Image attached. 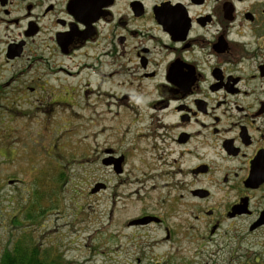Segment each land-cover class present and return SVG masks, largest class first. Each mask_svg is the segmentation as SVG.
<instances>
[{
  "label": "flooded vegetation",
  "instance_id": "obj_1",
  "mask_svg": "<svg viewBox=\"0 0 264 264\" xmlns=\"http://www.w3.org/2000/svg\"><path fill=\"white\" fill-rule=\"evenodd\" d=\"M127 50L128 60L112 62ZM59 57L77 69L57 65ZM6 65L14 69L5 81L0 72V95L35 93L30 83L86 67L102 77L87 93L104 95L105 78L134 76L122 99L138 93V105L154 112L147 137L165 166L166 196L162 212L127 223L162 230L132 235H200L187 264L204 252L215 264H264V244L254 249V235H264V0H0V69ZM104 155L119 187L126 156L111 147ZM177 205L185 216L172 227ZM144 217L152 219L131 224Z\"/></svg>",
  "mask_w": 264,
  "mask_h": 264
},
{
  "label": "rangeland",
  "instance_id": "obj_2",
  "mask_svg": "<svg viewBox=\"0 0 264 264\" xmlns=\"http://www.w3.org/2000/svg\"><path fill=\"white\" fill-rule=\"evenodd\" d=\"M129 57L127 50L126 59L112 62L124 63ZM56 63L77 69L74 61L62 57ZM13 69L12 65L0 69L3 81ZM132 78L131 74L105 78L98 87L109 93L99 94V88L87 93V84L96 85L102 77L86 67L79 74L58 73L55 78L29 82L37 87L35 93L8 88L0 95V254L31 235L29 239L43 252L61 255L65 264L189 262L201 246L196 239L200 235H174L165 241L166 235H132L162 229L127 225L146 210L162 212L159 200L166 196L159 177L165 166L153 150V137H147L154 112L138 105V93L122 99L128 89L123 83ZM43 87L48 93L55 88L56 95L45 96ZM65 91L71 93L65 95ZM55 100L59 104L49 106ZM108 147L126 156L124 182L119 187L103 163ZM107 180L110 189L93 192ZM181 214L182 207L177 205L169 225L182 224L185 215ZM242 239L237 242L245 246L248 239ZM254 241L258 242L254 249L261 251L264 235H254ZM211 259L204 252L194 258V264H215Z\"/></svg>",
  "mask_w": 264,
  "mask_h": 264
},
{
  "label": "trees",
  "instance_id": "obj_3",
  "mask_svg": "<svg viewBox=\"0 0 264 264\" xmlns=\"http://www.w3.org/2000/svg\"><path fill=\"white\" fill-rule=\"evenodd\" d=\"M26 236L19 239L11 250L6 249L0 254V264H65L61 255L50 256L48 251L43 252L39 244L29 239L31 235Z\"/></svg>",
  "mask_w": 264,
  "mask_h": 264
},
{
  "label": "water",
  "instance_id": "obj_4",
  "mask_svg": "<svg viewBox=\"0 0 264 264\" xmlns=\"http://www.w3.org/2000/svg\"><path fill=\"white\" fill-rule=\"evenodd\" d=\"M122 160H123V157L119 158V159H116L115 161V168L118 170V168H120L121 166V163H122ZM103 188V184L100 183V184H97L94 189H93V192H97L99 191L100 189ZM152 217H144V218H141V219H138V220H135L133 221L131 224H143V223H147L149 221H151Z\"/></svg>",
  "mask_w": 264,
  "mask_h": 264
}]
</instances>
